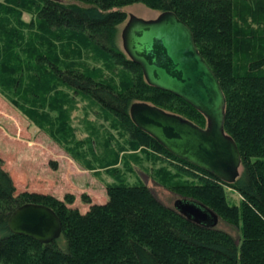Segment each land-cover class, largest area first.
I'll list each match as a JSON object with an SVG mask.
<instances>
[{"label":"trees","instance_id":"obj_1","mask_svg":"<svg viewBox=\"0 0 264 264\" xmlns=\"http://www.w3.org/2000/svg\"><path fill=\"white\" fill-rule=\"evenodd\" d=\"M22 1L5 0V7ZM133 3L173 11L191 28L195 45L225 96L224 130L241 157L233 183L173 156L131 121L130 105L142 101L206 125L205 117L185 100L147 84L140 66L118 46V26L127 19L122 8ZM30 5L35 15L27 25L44 36L34 35L37 43H14L23 56L7 50L8 41L0 40V69L11 74L0 75V88L14 93L10 83L16 88L26 79L30 83L19 90L22 98L31 96L39 102L53 98L51 108L57 109L65 97L56 91L58 85L93 100L115 118L131 149H152L197 177L191 183H177L174 179L181 172L169 175L159 169L167 189L177 198L201 202L218 216V223L235 231L187 220L144 184H111L108 199L87 200L85 212L69 206V196L59 200L38 192L14 194L0 159V264H264V0H31ZM69 49L74 60L66 59ZM80 49L120 65L130 74L128 82L114 85L102 78L77 60ZM8 60L14 64L8 66ZM226 187L239 194L238 203L229 202ZM24 203L44 205L57 215L61 224L57 239L42 244L7 230V216Z\"/></svg>","mask_w":264,"mask_h":264},{"label":"rangeland","instance_id":"obj_2","mask_svg":"<svg viewBox=\"0 0 264 264\" xmlns=\"http://www.w3.org/2000/svg\"><path fill=\"white\" fill-rule=\"evenodd\" d=\"M30 1L24 0L14 6L9 3V7H5V0H0V40L8 41L7 50L18 52L20 56L24 53L20 48L13 47L14 43H37L34 35L44 36L43 32L27 25L30 20H34L35 15ZM4 8H10L11 11L1 12ZM122 9L127 18L129 14H133L152 19L160 13L141 3H133ZM125 22L118 26L117 31L116 41L120 48V34ZM80 51L77 60L87 64L90 69H96L102 78L114 85H119L122 81L128 82L130 74L120 65L104 62L88 49ZM66 53V59L74 60L69 55L71 49ZM8 63V66L14 64L11 60ZM0 75L11 77L8 71L2 69ZM14 83H10L14 93H7L0 88L1 167L11 178L14 194L44 191L59 200L69 196V206L85 212L88 208L87 200L100 203L108 199L107 187L111 184H144L159 201L173 206L179 195L164 186V176L161 177L158 170L163 168L169 175L181 172L174 179L177 183L197 180V177L188 174L191 171L180 170L179 164L167 160L152 149H131L133 147L128 141V135L119 127L115 118L93 100L73 94L69 89L58 85L55 87L56 91L63 93L65 97L61 103L56 104L59 105L58 109L54 106L51 108L55 104L53 98L39 102L38 98L31 96L26 99L21 97L19 90L24 89L29 81L25 79L16 88L13 87ZM48 94L49 92L43 93ZM20 107L35 118L37 125ZM164 180L169 181L167 178ZM225 192L230 203L239 202L240 196L235 190L226 187ZM217 225L231 232L235 231L229 224H222V221Z\"/></svg>","mask_w":264,"mask_h":264},{"label":"water","instance_id":"obj_3","mask_svg":"<svg viewBox=\"0 0 264 264\" xmlns=\"http://www.w3.org/2000/svg\"><path fill=\"white\" fill-rule=\"evenodd\" d=\"M120 37L123 51L140 66L147 84L182 98L206 119L205 127H200L141 101L129 107L133 124L173 156L226 184L233 183L239 175L241 157L234 139L224 130L225 96L195 45L191 28L170 10L152 19L129 14ZM173 208L193 223L210 227L218 223V216L196 200L176 198ZM6 228L12 234L47 244L59 237L61 224L50 208L24 203L9 213Z\"/></svg>","mask_w":264,"mask_h":264},{"label":"crops","instance_id":"obj_4","mask_svg":"<svg viewBox=\"0 0 264 264\" xmlns=\"http://www.w3.org/2000/svg\"><path fill=\"white\" fill-rule=\"evenodd\" d=\"M35 192H37V191H35ZM41 193H44V191H41ZM105 202V200L104 201H102V202H100V203H104Z\"/></svg>","mask_w":264,"mask_h":264}]
</instances>
